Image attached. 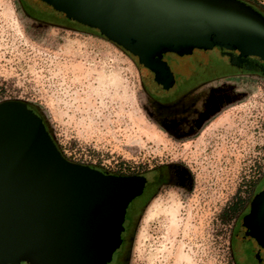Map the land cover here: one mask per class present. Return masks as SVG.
Segmentation results:
<instances>
[{
    "label": "rangeland",
    "instance_id": "obj_1",
    "mask_svg": "<svg viewBox=\"0 0 264 264\" xmlns=\"http://www.w3.org/2000/svg\"><path fill=\"white\" fill-rule=\"evenodd\" d=\"M165 58L173 67L179 60ZM225 81L236 95L212 123L196 138L171 139L125 51L96 31L39 24L20 0H0V101L39 107L66 158L119 174L145 173L169 157L192 165V189L163 186L142 205L126 264H238L230 245L238 209L223 212L241 206L244 185L251 179L253 193L264 169V76Z\"/></svg>",
    "mask_w": 264,
    "mask_h": 264
},
{
    "label": "water",
    "instance_id": "obj_2",
    "mask_svg": "<svg viewBox=\"0 0 264 264\" xmlns=\"http://www.w3.org/2000/svg\"><path fill=\"white\" fill-rule=\"evenodd\" d=\"M29 1L115 43L161 99L185 70L214 65L209 50L264 59V17L239 0ZM148 179L69 160L29 102L0 101V264H114ZM243 223L264 248V177Z\"/></svg>",
    "mask_w": 264,
    "mask_h": 264
},
{
    "label": "flooded vegetation",
    "instance_id": "obj_3",
    "mask_svg": "<svg viewBox=\"0 0 264 264\" xmlns=\"http://www.w3.org/2000/svg\"><path fill=\"white\" fill-rule=\"evenodd\" d=\"M20 1L23 11L39 24L92 31L91 28L83 27L58 14L41 11L29 0ZM239 1L264 17V1ZM218 52L219 55L214 58L212 67L204 69L203 66L196 65L189 71L185 70L180 86L165 92L164 99L150 92L153 119L164 128L167 137L187 140L198 137L204 127L212 123V119L219 111L234 99L235 87L225 81L228 77L264 73V59L261 60L256 55H240L238 50L218 49ZM31 107L37 111L34 106L31 105ZM258 176L253 193H251L250 178L248 184L244 185L245 190L249 191L248 197L241 206L238 205L236 217L232 220L230 245L238 264H264V248L248 234V229L243 223L244 217L249 212L250 201L255 194L256 186L264 177V169ZM193 184L194 172L190 161L186 157H169L168 160L154 163L149 168L148 184L143 197L146 195L149 198L154 197L163 186H180L189 190L192 189ZM139 210L140 207L134 206L130 213L118 259L114 264H126L127 252Z\"/></svg>",
    "mask_w": 264,
    "mask_h": 264
},
{
    "label": "trees",
    "instance_id": "obj_4",
    "mask_svg": "<svg viewBox=\"0 0 264 264\" xmlns=\"http://www.w3.org/2000/svg\"><path fill=\"white\" fill-rule=\"evenodd\" d=\"M100 35H101V34H100ZM101 36L104 37L103 35H101ZM104 38H105V37H104ZM106 39H107V38H106ZM30 104H31L32 106H34V107L37 109V111L41 114V116H42V118H43V120H44L46 126L48 127V125H47V121H46L45 117L43 116V114H42L40 108L37 107L36 105L32 104V103H30ZM237 209H238V204H233V205H231L230 207H228V210L224 211L223 214L228 215V213H230V212H232V211L234 212V211L237 210Z\"/></svg>",
    "mask_w": 264,
    "mask_h": 264
}]
</instances>
